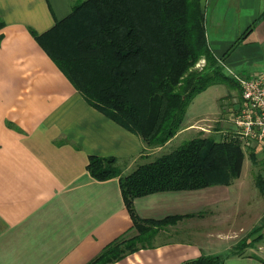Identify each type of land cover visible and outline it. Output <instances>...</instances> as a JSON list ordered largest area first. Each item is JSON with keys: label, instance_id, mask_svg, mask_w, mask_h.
I'll use <instances>...</instances> for the list:
<instances>
[{"label": "crops", "instance_id": "0c3cea01", "mask_svg": "<svg viewBox=\"0 0 264 264\" xmlns=\"http://www.w3.org/2000/svg\"><path fill=\"white\" fill-rule=\"evenodd\" d=\"M81 1L0 0V264H86L115 238L135 234L119 178L92 177L89 156H112L127 174L169 151L197 122L216 116L226 95L223 84L209 85L189 103L172 138L146 146L93 107L32 34L50 29ZM200 4L207 42L219 61L237 40L232 50L241 42L264 41V0ZM234 185L136 197L141 218L181 217L160 228L150 245L113 264H182L223 254L264 219L263 212L250 221L251 209L239 207ZM263 238L223 264H264Z\"/></svg>", "mask_w": 264, "mask_h": 264}, {"label": "trees", "instance_id": "16d2710c", "mask_svg": "<svg viewBox=\"0 0 264 264\" xmlns=\"http://www.w3.org/2000/svg\"><path fill=\"white\" fill-rule=\"evenodd\" d=\"M251 30L249 26L239 40ZM32 34L93 107L142 137L148 147L163 145L179 131L187 106L209 85L227 83L238 89L207 42L200 0H82L50 29ZM200 59L204 65L195 68ZM249 154L255 162V153ZM244 155L230 134L192 137L127 174L116 158L90 155L92 177L119 178L135 234L115 238L86 264H113L150 245L160 228L181 217L141 218L133 205L136 197L231 184L241 174ZM254 180L264 191L263 175L257 173ZM247 239L226 253L202 254L182 264H223L243 251Z\"/></svg>", "mask_w": 264, "mask_h": 264}, {"label": "rangeland", "instance_id": "374dc122", "mask_svg": "<svg viewBox=\"0 0 264 264\" xmlns=\"http://www.w3.org/2000/svg\"><path fill=\"white\" fill-rule=\"evenodd\" d=\"M245 45H250V47ZM219 62L222 64L224 74L232 80H234V75L249 77L264 72V41H258V43L255 44L252 42H247L245 44L241 42ZM204 63V59H200L194 67L199 69ZM222 84L226 87V95L218 100L216 116H210V118L206 116V119L197 122L196 128H193L192 132L173 140L170 149L198 135L221 139L231 134L229 133L232 124L230 109L236 106V102L238 101V89L227 83ZM244 153V163L241 174L238 180L233 181L235 185L238 184V193L241 195L239 207H245L248 204V209H251L250 221L257 222L258 218L261 217V214L264 212V191H261L256 186L254 178L259 172L264 177V157L255 154L257 158L256 161L253 162L249 151L245 150ZM259 224L247 233L245 237L248 238L246 240V245L252 244L257 238L260 239L264 236V219L259 221ZM262 242L264 243V240H262ZM225 252L227 251H223V253Z\"/></svg>", "mask_w": 264, "mask_h": 264}, {"label": "built area", "instance_id": "2783aa9c", "mask_svg": "<svg viewBox=\"0 0 264 264\" xmlns=\"http://www.w3.org/2000/svg\"><path fill=\"white\" fill-rule=\"evenodd\" d=\"M238 101L231 108L229 133L242 149L264 157V72L253 76L234 75Z\"/></svg>", "mask_w": 264, "mask_h": 264}]
</instances>
